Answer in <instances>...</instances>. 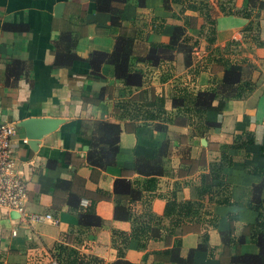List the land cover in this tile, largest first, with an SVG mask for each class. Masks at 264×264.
<instances>
[{
	"label": "crops",
	"instance_id": "crops-1",
	"mask_svg": "<svg viewBox=\"0 0 264 264\" xmlns=\"http://www.w3.org/2000/svg\"><path fill=\"white\" fill-rule=\"evenodd\" d=\"M111 7L119 25L94 0H0V122L64 120L35 150L16 127L27 217L0 208V264H230L234 253L257 254L250 227L264 202V0ZM120 36L131 40L140 84L117 79L99 55ZM230 64L245 84L225 99L218 126L188 111L191 101L173 105L185 91L217 88ZM100 122L119 127L107 167L87 162ZM247 133L253 143L233 148ZM46 214L54 221L28 217Z\"/></svg>",
	"mask_w": 264,
	"mask_h": 264
},
{
	"label": "trees",
	"instance_id": "trees-1",
	"mask_svg": "<svg viewBox=\"0 0 264 264\" xmlns=\"http://www.w3.org/2000/svg\"><path fill=\"white\" fill-rule=\"evenodd\" d=\"M97 4V8L101 11H107L110 13V19L113 25H119V15L114 7H111L112 3H122L124 0H94ZM176 36L173 35L171 44L175 42ZM166 47H171L166 46ZM103 61L114 65L115 75L117 79H122L126 83L140 84V71H134L131 69L130 59L132 58L131 40L120 36L117 40L114 51L110 54L100 53ZM74 56V55H73ZM75 57V56H74ZM151 60V59H150ZM131 69V70H130ZM241 69L239 65L230 64L224 69L223 78L217 88H213L210 91H198L193 96H188L185 91L179 96H173V105L178 104V101H191V108L188 111L198 114L202 118L203 123L207 128L216 127L219 125L218 115L222 112L225 99L233 96L231 94L233 90H236L237 85L245 84L241 80ZM247 84V83H246ZM217 100V104L213 105V101ZM163 102V100H162ZM99 130L102 132L99 136L97 143V149H91L87 155V162L91 165L98 167H107L115 159V154L118 149V134L119 127L115 124L106 122H100L98 124ZM253 137L250 134L245 135V140L241 144H234L233 148H243L246 145L253 143ZM150 170H157L156 167L150 168ZM226 185V184H225ZM260 201V200H259ZM257 202L258 205H254V209L258 212V218L254 224L250 227V238L259 247L257 254H237L231 255L230 264H264V202ZM173 204V203H172ZM174 206V205H173ZM261 207V208H260ZM169 207L167 205L166 213H168ZM118 217V216H117ZM96 223H100V219L96 216H92ZM82 222V217H81ZM230 230L226 233H222V241L229 243L232 239L230 237ZM227 234V235H226ZM242 240V238H241ZM237 240H234V243ZM202 246L200 245L199 248ZM97 258L91 257L89 260L78 257L74 264H99ZM117 264H126V262H117Z\"/></svg>",
	"mask_w": 264,
	"mask_h": 264
},
{
	"label": "built area",
	"instance_id": "built-area-1",
	"mask_svg": "<svg viewBox=\"0 0 264 264\" xmlns=\"http://www.w3.org/2000/svg\"><path fill=\"white\" fill-rule=\"evenodd\" d=\"M16 133L13 123L0 122V208L15 212L19 216L25 214L27 202V184L16 166V156L12 151V140ZM26 139L23 143H26ZM32 220H53L51 215H29ZM14 233V232H13ZM56 261L52 263L55 264Z\"/></svg>",
	"mask_w": 264,
	"mask_h": 264
},
{
	"label": "water",
	"instance_id": "water-1",
	"mask_svg": "<svg viewBox=\"0 0 264 264\" xmlns=\"http://www.w3.org/2000/svg\"><path fill=\"white\" fill-rule=\"evenodd\" d=\"M64 120L61 118H49V117H30L21 120L16 123V127L23 129L26 143L35 150L37 148L39 139L49 133L54 131L60 123ZM13 216H17V213L11 212Z\"/></svg>",
	"mask_w": 264,
	"mask_h": 264
}]
</instances>
